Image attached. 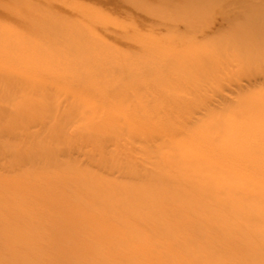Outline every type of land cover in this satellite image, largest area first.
Returning a JSON list of instances; mask_svg holds the SVG:
<instances>
[{"label": "rangeland", "instance_id": "1", "mask_svg": "<svg viewBox=\"0 0 264 264\" xmlns=\"http://www.w3.org/2000/svg\"><path fill=\"white\" fill-rule=\"evenodd\" d=\"M38 9H53L56 16L37 26ZM26 10L37 33L55 26L57 31L29 37L32 26L17 22ZM0 13L10 20L0 23V112L8 105L3 121L17 124L15 135L0 139L12 149L0 151V264H193L196 258L211 264L209 256L221 251L229 254L214 264H238L251 253L239 233L215 228L234 222L218 215L211 222L179 204H160L157 196L162 187L185 183L178 171H188L196 175L191 188L233 184L231 198L219 193L213 201L221 210L227 198L228 210L235 211L252 202L241 188L258 178L264 184V24L255 22L263 19L264 0H0ZM66 17L68 26L59 28ZM87 25L96 27L93 35L99 38L92 44L79 35ZM64 32L72 40H60ZM150 34L164 48L199 42L190 55L200 60L191 64L202 67L194 72L186 64L193 76L174 78L166 91H158L151 82L178 70L159 66V58L149 62L142 48ZM210 42L214 48H207L223 46L226 55L215 53L211 60V53H201ZM106 45L115 51L106 52ZM176 58L169 53L164 62H180ZM164 96L174 99L169 108L182 116L178 122L171 117L169 124L162 120L163 125L182 128L179 137L169 129L168 137L153 145L144 136L150 122L145 105L150 101L157 108ZM210 104L221 119L200 113L206 127L215 131L225 125L245 149L215 150L211 134L192 131L201 125L184 123ZM39 115L33 125L23 120ZM170 138L178 153L190 146L200 148L204 158L166 166ZM155 170L167 173L166 179L154 182ZM215 171L219 178L213 180ZM201 208L205 212L208 206ZM24 211L35 215L26 219Z\"/></svg>", "mask_w": 264, "mask_h": 264}, {"label": "bare ground", "instance_id": "2", "mask_svg": "<svg viewBox=\"0 0 264 264\" xmlns=\"http://www.w3.org/2000/svg\"><path fill=\"white\" fill-rule=\"evenodd\" d=\"M235 1V0H234ZM219 2V1H218ZM51 10V12H48L47 9H38V10H35L34 11V17H35V23L37 24V26H40L44 21L48 20V22L51 21V19H53L56 15L53 14V9H49ZM263 19L262 20H257L255 22L257 23H260L259 25H262L264 24V14L262 15ZM32 15H31V10H26V14H20L18 16L19 20H17V18H14L15 20H17V22H22L23 26L25 27H28V26H32V28H29V32H28V36L30 37L31 35L32 36H39L41 35L42 38L48 36L51 32H55L57 31V27H51V31L48 30L47 31H39L37 33V31L33 28V25H32V21H33V18ZM37 17V18H36ZM182 18V17H180ZM10 22V20L8 18H4V16L2 15V13H0V23L1 22H5L4 20H6ZM183 19V18H182ZM61 23L59 26V28H63L65 26H68V24H64L68 21V18L66 17V19L64 18H61L60 19ZM63 21V22H62ZM63 23V24H62ZM173 24L175 25H180V23H177V22H173ZM53 25V24H52ZM54 26V25H53ZM86 28L84 29L83 28V31L82 29H80V36L83 35V36H89V39L91 41V44L92 42L96 41L95 39H99V38H96L95 35H93V30H92V27L93 25H87L85 26ZM37 30H40L38 27H35ZM93 28H96V27H93ZM78 34V33H77ZM139 34V33H137ZM72 36L73 35H69L67 33H63V34H60L59 36V39H63V40H72ZM145 38L147 39V41H144V47L142 48V51L144 53H148V58L151 57V59H148L149 62L151 61H154L156 62L155 60L156 59H160V61H157L156 63L162 67V65H169L170 68L172 69H176L178 70L175 74H173V76H167L166 78H164L163 80H153L151 82V84H153L154 86H156V88L158 89V91H166L167 87L169 85H171L173 82H175L174 78H177V77H188L189 75L190 76H193V74L190 73V71L187 69V68H184V66L186 64H191L199 59V57L196 56H192L190 55L191 51L194 49V45L193 44H196V43H199V42H193V41H190V45H188L187 47H177L176 45L177 44H173V45H169L167 44L165 47L167 48H164L162 47V45H157L153 40H154V36L153 35H149L148 38L147 36H145ZM44 42L46 43V39H43ZM101 40H104V38H101ZM99 42H102V41H99ZM156 45H154V44ZM205 43H208V42H205ZM214 43L215 42H210V44H208L207 46L204 45V49L202 50L201 53H204V51H207V54L208 53H211L209 54L208 56H210L209 58L212 60L213 56L215 57V53L216 54H220V55H226L225 53H227V49H225L223 46L218 48L217 47L215 49L214 52H212V49H209V48H214ZM209 47V48H207ZM107 48V45L102 47L103 50H106V52H109V51H115L114 48L109 45L108 48ZM264 48V47H263ZM115 49H117L115 47ZM173 54L174 56H177L176 60L179 59L180 62L178 61H174L175 63H171L169 62L167 64V62H164L165 61V56H168V54ZM200 55V54H199ZM157 57V58H156ZM181 57V58H180ZM200 60V59H199ZM202 61V60H201ZM148 62V63H149ZM180 63V65H179ZM191 64L192 66H194L193 68L196 70L194 72H197L198 68L200 69V67H202L201 65H199L200 63L197 62L195 65ZM212 64V63H211ZM200 66V67H199ZM33 69V68H32ZM184 69V70H182ZM167 71V70H166ZM202 71V69H201ZM8 72V71H7ZM34 72V71H32ZM168 72V71H167ZM166 72V74H167ZM25 73V72H24ZM36 73V72H35ZM3 74V73H2ZM29 74V73H28ZM34 73H32L33 75ZM40 74V73H39ZM8 75V74H7ZM188 75V76H187ZM6 76V75H5ZM43 76V75H42ZM7 77V76H6ZM34 77V76H33ZM40 77V76H38ZM45 78V77H44ZM47 79V78H46ZM32 80V79H31ZM45 80V79H44ZM43 80V81H44ZM50 80V78H49ZM41 81V80H40ZM40 81H38L37 85L40 84ZM149 81V80H148ZM43 83V82H42ZM79 88V87H78ZM37 90H41L39 88H37ZM45 90V89H44ZM32 91V90H31ZM43 91V90H42ZM46 91V90H45ZM44 92V91H43ZM47 92V91H46ZM185 92V91H184ZM37 94V93H36ZM35 94V95H36ZM40 94V93H39ZM160 96V95H159ZM134 98V96H133ZM163 100H161L159 98V100L161 101L160 105H157L158 107L156 108V105L153 106V103L154 102H150L147 103V105H145V110L148 114V121L149 122V125L146 126V132L145 133V137L146 139H148L149 141H151V144L153 143V145L159 140V139H162L163 137L166 139V137H168L170 130L172 132V134L174 135L176 133L177 135V132L180 131V129L182 128L181 126H177L174 128L164 124L163 123H170V120H171V117H176V121L178 122V118H179V115H181L178 111V113H174L175 112V108H174V111L172 109V106L169 108L170 104L172 103L171 100L173 101L174 99L173 98H169V96L165 97H161ZM181 99H187V95L182 93V97ZM134 100V99H133ZM223 100V99H222ZM26 100L24 99H20V103L19 105H21V107L23 106V104L25 103ZM219 101V100H218ZM223 101H226V99H224ZM223 101L221 102V104L223 103ZM29 102V101H28ZM208 103V102H207ZM40 104V103H39ZM38 104V106H39ZM46 105V104H44ZM167 105V106H166ZM206 105V104H205ZM212 104H210L209 106H204L203 109L204 111L203 112H197V113H194V114H190L188 117H185L184 119H186V121L184 123H194L195 125H201L200 128L201 129H192V131L194 130V132H199L203 135H206L205 137L210 136L209 134H211V136L209 137V143L212 144L213 148L215 150H218V149H221L222 147L225 148V149H228L230 148L231 150H233L234 152L236 151H239L240 150V147L242 148L241 150L245 149L243 148V140L240 142L241 139L239 140H235L236 137L233 136L234 133H231L233 131H228L226 129V126L222 125V128H214L215 131H212V128L210 127H206V120L203 119V117L201 116L200 113H204L205 115H209L212 116V118H216L218 119L220 117L221 119V115L215 111V109H213L211 107ZM37 106V105H36ZM9 106L8 105H4L2 107V111L0 112V139L2 137H5V136H8L9 134L10 135H15L16 133L14 132L16 129V125L17 124H14L12 121H8V126H6V124L4 123L3 119H4V114L6 112V110ZM153 107L156 108L153 110ZM23 108V107H22ZM166 108V109H165ZM141 110V109H140ZM139 110V111H140ZM162 114L161 116L159 114ZM174 113V114H172ZM215 113H218V114H215ZM178 114V115H176ZM213 114V115H212ZM170 116V117H169ZM182 116V115H181ZM65 117V116H64ZM160 118V119H159ZM168 118V119H167ZM41 117L40 115L39 116H34V117H31L29 118V116H25L23 118L24 121H27L28 123H30L31 125L35 124V123H39ZM45 119V118H44ZM43 119V120H44ZM47 119V118H46ZM161 120V122H160ZM162 120H163V123H162ZM192 125V124H191ZM170 129V130H169ZM183 130V129H182ZM170 132V133H171ZM175 132V133H174ZM185 132V130H184ZM187 133V132H186ZM229 133H231V135L229 136ZM171 134V135H172ZM183 134V133H182ZM224 134H226L227 136H223ZM170 135V136H171ZM178 136V135H177ZM177 136L174 135L175 138H177ZM185 136V135H184ZM179 137V136H178ZM208 138V137H207ZM263 139V145H262V148H264V137L262 138ZM168 142L170 144L169 148L166 152L167 155H165V158H166V166H170L172 168H179V163H182L184 162V158H185V161L188 162L189 160H193L194 158H204L205 155L201 154V150L200 148L199 149H194V148H191L190 146H187V147H180V152L178 153L176 148L178 147V145H176L177 143L175 142V140H172L171 138L168 139ZM259 145V144H258ZM156 148H158L160 151H163L164 152V148L162 145L160 144H156L155 146ZM55 148V147H54ZM250 149V148H249ZM256 148H251L250 150H254ZM7 150L8 153H11V148H9V145L3 141L0 140V151H5ZM6 153V152H5ZM169 153V155H168ZM49 154V153H47ZM243 154V153H242ZM15 155V154H14ZM13 155V156H14ZM8 156V155H7ZM20 156V155H19ZM164 156V155H162ZM92 157V156H90ZM183 158V160H182ZM192 158V159H190ZM6 159V158H5ZM47 160V159H46ZM164 160V158H163ZM21 161V160H20ZM255 160H253L254 162ZM22 162V161H21ZM163 162V161H162ZM185 162V163H186ZM195 164L197 166H200L202 165L201 162L199 161H196L194 160ZM199 162V163H198ZM11 163V162H10ZM45 163V162H44ZM160 163V162H159ZM39 164V163H38ZM194 164V165H195ZM6 165V164H5ZM160 165V164H159ZM12 166V165H11ZM63 166V165H62ZM197 166H194V167H197ZM40 167V166H39ZM193 167V166H192ZM11 168V167H10ZM47 168V167H46ZM195 169V168H194ZM45 170V169H44ZM47 170V169H46ZM50 170V169H48ZM154 170V169H153ZM184 171V170H183ZM4 172V171H3ZM64 172V171H63ZM178 172H181V174H183L182 176V180L185 182V183H178V186H175V187H172V188H161L160 191H158L159 193H161L160 195H158L157 197H159V203L162 204V203H165V201L167 203H172L174 205H178L179 206H182V207H186L188 209H191L193 212H197L199 213V216L202 214V218L203 219H206V220H209L211 222H213V220L211 219H215L217 218L216 215H218L220 219H222L223 221L225 222H229V221H232L234 222L233 224H231L229 226V224L225 225V224H220L221 222H219L217 225H215V228L216 230L217 229H225V231H230L231 230L233 231L232 233H239V235L241 236L240 237V241H244V240H247L248 243H249V248L252 250L251 253H249L247 256H241L239 259H237V262L238 264H264V184L260 182L259 178L257 180L256 183L248 186V187H243L241 188L239 191L240 192H243L244 193V197H247L246 199H252V202L248 204V202H244L242 204H240V207L237 208V210L233 211V210H228V206L231 204L230 201L226 198V201H224L223 203H221L220 207H222V209L220 210L218 208L216 202L213 201V199H215L216 195L220 193L221 196H224V197H229L231 198V196H233V192L235 191V187L232 186L230 188H225V187H217L215 188L214 190L211 189V188H206V189H203V188H200L198 186H196L195 188H191V186H194V185H191V179L192 178H195L196 175H194V173L192 172H182V171H178ZM8 173V172H7ZM174 173V172H173ZM167 173L163 174V173H159L155 170V173L153 176H155L153 178V181L154 182H162L166 179ZM21 175V174H20ZM41 175V174H40ZM169 175V174H168ZM177 175V174H176ZM192 175V176H191ZM38 176V175H37ZM48 176V175H47ZM166 176V177H165ZM190 176V177H189ZM11 177V176H10ZM30 177V176H29ZM39 177V176H38ZM169 177H171V175H169ZM210 177V176H209ZM219 178V175H218V172L215 171L211 174V179L213 178ZM26 178V176H25ZM262 178H264V174L262 176ZM30 179V178H29ZM47 179V178H45ZM214 180V179H213ZM34 182V181H33ZM38 182V181H37ZM102 182V181H101ZM46 183V182H45ZM159 184V183H158ZM32 185V184H31ZM181 185V186H180ZM103 186V185H102ZM29 191V190H28ZM31 192V191H30ZM40 193V191H38ZM121 192V191H120ZM111 193V192H110ZM118 195V194H117ZM128 196V195H127ZM26 197V196H25ZM151 197V196H150ZM201 197L204 198L203 201H198V198L200 199ZM15 198V197H14ZM147 198V197H146ZM145 198V199H146ZM13 199V198H12ZM112 199V198H111ZM110 201V200H109ZM113 201V200H112ZM141 202V201H140ZM6 204V203H5ZM32 204V203H31ZM141 204V203H140ZM8 205V204H7ZM27 206L30 205L28 202L26 204ZM203 206H208L207 208V211H203V209L201 207ZM19 207V206H18ZM17 208V207H16ZM35 209V207H32ZM71 208V207H70ZM18 209V208H17ZM23 209V208H22ZM94 209V208H93ZM131 209V208H130ZM19 210V209H18ZM27 210V209H26ZM74 210V209H73ZM202 210V211H200ZM110 211V210H109ZM220 212V213H217V212ZM18 212V211H17ZM45 212V211H44ZM72 213V212H71ZM75 213V212H74ZM122 213V212H121ZM16 215V214H15ZM19 215V213H18ZM24 215L27 218H32L33 214L32 212H27V211H24ZM183 217V216H182ZM6 218V217H4ZM89 220V219H88ZM196 221V220H195ZM205 221V220H204ZM21 222V221H20ZM90 222V221H89ZM218 222V221H217ZM100 223V222H99ZM91 224V223H90ZM172 224V223H170ZM11 225V224H10ZM9 225V226H10ZM100 226V225H99ZM223 226V227H222ZM12 227V226H11ZM211 229V228H210ZM37 230V229H36ZM51 233V231H50ZM201 236H206L207 235V230H201V232L199 233ZM196 236V234H195ZM200 238V237H199ZM248 239H251L252 241H249ZM192 240V239H191ZM123 246V245H122ZM240 246V244H239ZM124 247V246H123ZM225 247V246H224ZM253 247V249H252ZM223 248V247H222ZM241 248V247H240ZM128 249V248H127ZM225 249V248H224ZM242 250V249H241ZM185 251V250H184ZM206 251V250H205ZM207 252V251H206ZM205 252V253H206ZM232 252V251H231ZM185 253V252H184ZM236 253V252H235ZM241 253V252H240ZM213 255L212 256H209L212 257L213 261L211 262V264H214L215 261L214 259L215 258H224L226 256H228V251L226 252H213L212 253ZM232 254V253H231ZM242 255V254H241ZM217 256V257H216ZM237 256V255H236ZM193 257V256H192ZM218 258V259H219ZM192 260V259H191ZM217 260V259H216ZM27 261V260H26ZM193 261V260H192ZM218 261V260H217ZM193 264H199V259L196 258L194 261ZM191 263V262H190ZM25 264V263H24ZM170 264V262H169ZM173 264V263H171ZM202 264V263H201Z\"/></svg>", "mask_w": 264, "mask_h": 264}]
</instances>
